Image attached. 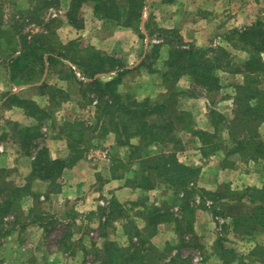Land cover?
<instances>
[{"label":"trees","instance_id":"trees-1","mask_svg":"<svg viewBox=\"0 0 264 264\" xmlns=\"http://www.w3.org/2000/svg\"><path fill=\"white\" fill-rule=\"evenodd\" d=\"M4 1L0 0V41L7 39L10 49L0 52L4 59L8 82L13 87L38 85L42 96L49 98V105L42 108L32 99L24 98L12 91L0 93V110L18 107L24 110L27 117L35 121L33 126H23L11 122L13 143L26 157L34 155L32 172L28 184L20 187L7 182L3 178L7 169L0 168V235L5 237L10 232H3L7 219L19 218L21 200L31 194V183L43 180L61 189L59 181L65 170L82 161L91 147L90 135L94 131L82 120L67 121L59 128L63 139L68 142L70 154L66 159H53L48 147H39L37 141L42 137L44 125L56 129L55 113L71 100V88L79 89L80 95L95 104L97 125H102L104 136L115 135L117 146L128 150V159L118 157L112 159V177L119 179L125 173H134L132 185L151 191L159 186L173 190L175 199L171 204L162 207L144 206L141 214L146 225L139 229L135 220L128 215V209L118 200L112 199L107 207H100L93 215L102 220L100 229L113 225L114 221L126 218L125 234L129 245L124 247L110 239L108 232H100L102 247L96 249L98 264H164L163 253L153 244L162 224L173 223L179 236L180 248L194 246L199 248L198 237L194 231L197 209L210 210L214 216L232 218L233 232L241 237H249L264 233V187L261 189L247 187L233 191L225 186L223 191L209 192L198 187L202 169L188 166L179 161L178 155L185 148L179 132L185 131L198 138L202 144V155L209 158L220 151H227L231 157H238L244 163L259 164L264 172V141L259 128L264 123V89L261 88L264 78V19L258 20L242 29H233L226 35V41L235 50L247 54V58L238 68L233 61L232 52L224 47L199 48L187 45L178 31L161 30L147 24V31L152 37L155 33L164 39L169 46V56L164 69L156 71L161 75L167 94L157 100L139 101L129 91L122 92L124 78L132 72L127 61L88 45L82 46L80 40L62 42L51 27L54 21L47 22L45 14L49 9L59 7V0H33L29 11V19L19 26L8 27L12 35L4 34L1 22L4 17ZM92 5L95 16L115 27L130 28L137 31L141 38L145 34L141 30L146 0H71L67 19L71 26L82 29L85 25L83 9ZM44 15V16H43ZM33 26V28L26 30ZM10 31V30H9ZM8 37V38H7ZM160 45H154L143 60L141 67L151 73L153 58L160 56ZM220 72L243 75L244 82L237 86L234 99L233 118H228L218 110L210 109V123L214 132L199 130L195 127L192 114L179 108L182 95L190 97H210L222 89ZM46 73L57 75L59 80L69 84L64 90L48 83L44 79ZM103 78H107L104 80ZM183 78L191 81L190 89L178 90L177 85ZM227 134L228 140L224 138ZM8 137L5 132L1 139ZM138 140V144L133 141ZM159 147V151L152 150ZM137 166L131 170L132 166ZM100 176V175H99ZM182 194V196H180ZM200 196L202 203L198 208L193 201ZM181 197V198H180ZM179 204V212L174 207ZM213 206L208 207L207 202ZM221 209V203H226ZM232 203V206L229 205ZM136 204V203H133ZM37 220L43 222V213L38 208L32 209ZM17 222V220H16ZM15 222V223H16ZM114 226V225H113ZM226 225L223 226L225 232ZM2 233V234H1ZM187 236H191L189 239ZM68 232L65 233L62 245L68 246ZM219 241L221 257L224 264L240 260L235 249H228ZM195 244V245H194ZM96 247V245H93ZM71 248V247H67ZM253 254L264 257V246L257 247ZM170 264H191L180 255Z\"/></svg>","mask_w":264,"mask_h":264},{"label":"crops","instance_id":"crops-1","mask_svg":"<svg viewBox=\"0 0 264 264\" xmlns=\"http://www.w3.org/2000/svg\"><path fill=\"white\" fill-rule=\"evenodd\" d=\"M118 1L122 2L125 0ZM32 2L33 0H31V6H33ZM70 2L71 0H59V7L52 8L57 11V17H51V9H49L46 16L47 19L45 20L47 22L55 20L61 22V29L59 28L58 31L64 30L70 34L69 38L65 36L61 38L62 40L64 38L69 39V41H82L81 39H85L89 45L108 55L116 56L120 54L127 57L128 68L132 72L137 71L142 75L136 93L139 101L145 99L157 100L167 94L161 75H158L156 71L164 69V63L169 56V46L163 43L164 39L158 33H155L152 37L149 36L147 24L149 25L151 20L152 25L157 29L178 31L187 45H195L204 49L215 46L228 49L229 44L226 41V35L231 30L242 29L258 20L264 19V0H146L141 25V30L146 36L144 39L133 29L120 26L115 27L98 19L93 12L92 5L84 7L83 13L85 12V15L83 16L85 25L82 29H76L69 24L67 19ZM103 30H109V35L99 37V33ZM159 40L161 42L158 43L157 41ZM154 45L161 46L160 57L163 69L156 68L155 65L153 67L155 73H151L145 67L140 68V65L146 55L151 52ZM154 74H157V76ZM44 79L49 83L47 73ZM8 84L13 94H20L24 98L32 99L42 108L48 107L49 98L40 95L37 89L40 84L13 88L9 82ZM54 85L67 91L69 89V84L65 81L59 80ZM190 87L191 82L187 86L181 84V91H186ZM27 90H32L36 93L30 98L25 97L23 92ZM235 96L231 94V97H228V101L232 102L230 103L231 106L234 104ZM182 97L183 104H185L183 109L194 115L195 127L199 130L214 132L210 123L211 108L225 114L228 118L231 116V114H227L222 109V105H225L223 102L218 101L215 105L209 101L208 96L194 98L182 95L181 99ZM67 103L74 104V101L70 100ZM187 104L189 106L186 107ZM1 110L4 111L3 115L11 117L10 123L15 122L23 126H33L36 124L33 119L27 117L21 108L11 107ZM59 114H62L61 109L55 113V115ZM62 117L63 120L61 119ZM62 117L59 118L62 122L56 119V129L51 128L48 124L44 125L42 137L37 141L39 147L49 148L53 159H66L70 154L68 142L62 138L59 128L71 119H67L65 115ZM1 122L4 123L6 120ZM1 125L3 124L0 123V148L3 151L0 150V152L5 155L3 156V167L8 169L17 168L23 174L25 180H21L19 184L22 187L28 184L27 179L31 175L32 162L37 149H34L32 157L23 156L17 145L13 142L10 145L1 139L2 135L8 132ZM259 133L261 139L264 141V123L259 129ZM187 134L193 138L192 145H187L179 153L178 158L185 165L200 167L202 169L198 180L199 188L209 192H218L223 191L225 186H229L233 191L243 190L247 187L258 189L264 187V172L259 164L254 162L244 163L238 157L229 156L225 150L209 158H205L202 155L200 140L193 137L190 133ZM224 138L228 140L226 133H224ZM62 143L64 146H62ZM107 143L113 147L111 150L112 157H118L125 161L128 159V150L125 147L117 146L115 135L111 134ZM133 143L138 144V140H134ZM59 147H61V151ZM90 162H93V160L86 155L76 166L65 170L62 176L65 180H62V187L57 192L52 191L51 185L47 181L34 180L31 183V194L21 200L19 218L15 219L14 216H11L7 219L6 226L7 228L11 227L10 230H7V232H10L9 234L5 237H0V262L3 264H82L86 261L90 250L86 239L73 234L74 243L80 246L76 249L68 250L67 246L62 245L69 209L82 213L89 211L90 214H93L102 207V202L109 204L112 199H116L126 206L128 212H130L129 206H137L133 208L135 213L133 214V219L139 229L145 227L146 222L141 215L145 210L143 206L137 204V201L146 197L149 193L133 186V180H127L131 177L133 178L134 173L132 171L125 173V176L122 177L123 180H105V186L100 187L97 186L99 182L97 177L102 173L103 165H95ZM22 163L25 164L24 167ZM135 169L137 168L133 167V170ZM172 199H175V195ZM201 203V197L197 196L192 204L195 208H198ZM179 204L180 201H178L174 208L175 212H179ZM225 204H228V202L221 203L218 207L222 209ZM229 205L232 206V203H229ZM207 206H213V202L208 201ZM35 207L44 216L47 215L57 219V226L51 229L46 222L37 220L32 214V209ZM219 218H222L226 225L223 237L218 235L220 232ZM232 223L233 221L230 216H214L208 209H197L194 231L198 237L200 247L196 248L195 252L197 253L195 256H201L202 261L198 263L194 261L195 264H224L219 247L220 239L224 240L223 244L226 247L228 244H231L238 255L245 258L243 260L245 264H264L263 256H255L253 254L257 247L264 246V233L241 237L233 232ZM125 224L126 222L123 224L122 229L123 241H126L127 237L124 228ZM59 228H63L62 232L59 231ZM190 237L187 236L188 239ZM156 241L161 243L159 246H164L168 243L179 246L180 240L175 224L166 223L160 225L157 235L153 238L155 246ZM237 262H240V260L237 259Z\"/></svg>","mask_w":264,"mask_h":264},{"label":"rangeland","instance_id":"rangeland-1","mask_svg":"<svg viewBox=\"0 0 264 264\" xmlns=\"http://www.w3.org/2000/svg\"><path fill=\"white\" fill-rule=\"evenodd\" d=\"M34 3V2H32ZM31 0H5L4 1V17L3 20L1 22L2 26V30L4 32V34H6L7 36H11V30L13 29H9L8 27H13L15 26H19V25H23L26 23V20L29 19L30 15H29V11L30 8L32 7L31 5ZM85 10V9H84ZM83 15H85V12L83 13ZM44 16V15H43ZM47 14H45V19H47ZM61 22L55 20L54 23L51 25V27L55 30L60 28L61 26ZM33 28V31L36 32L37 30L33 27L30 26L29 28H27L26 30H29ZM58 29L56 30L58 32V37L59 39L64 42V43H68L69 39H61L62 37L66 38L70 36V34L64 30H60L58 31ZM61 29V28H60ZM107 35H109V30H103L101 31V33H99V37H106ZM8 38V37H7ZM81 44L82 46H88L89 43H87V41L85 39H81ZM228 43V42H227ZM229 44V43H228ZM218 46L215 47H211V48H217ZM10 49L9 44H7V39L0 41V52H6ZM207 49V48H205ZM228 50L230 52H232V56H233V61L235 66H233L234 68H238L242 65V62L247 58V54L244 52H241L239 50H235L233 49V47L229 44ZM116 56L123 58L125 61H127V57L122 56L120 54H117ZM135 57V56H132ZM154 63L156 65V68H162L163 66H161V57H156L153 58L152 61H149L148 64ZM154 65V66H155ZM149 71V70H148ZM157 76V74H154ZM158 75H160L158 73ZM219 76L221 78V84H222V89L220 92H218V94H213L211 95L209 98V101L213 104L216 105V103L219 102H223L222 105V109L227 113V114H231L230 119L233 118V110H234V104L231 106L230 103L228 101V97L236 95L237 91V86L242 84L244 82V78L243 75L240 74H230V73H226V72H220ZM8 74L6 72V68H5V63H4V59L0 56V93H6L7 91H10L11 88L9 87L8 84ZM142 78V75L140 72L134 71V72H130L125 78H124V86H122L121 90L122 92L125 91H129L130 93H132L133 95L136 96V93L138 91V87L140 85V80ZM59 78L57 77V75H50L49 77V83L50 84H56V82H59L58 80ZM104 80H107V78H103ZM184 79V80H183ZM180 82H182L181 84L184 85H188L191 81L188 78H183ZM188 79V80H187ZM177 85L178 90H181V84ZM28 87V86H27ZM261 88L264 89V78L262 79V84H261ZM24 96L25 97H31L33 96L36 92L32 91V90H27L24 91ZM71 100L74 101L73 103H65L62 108V114L59 115H55L56 119L58 120L59 118H61L62 116H66L67 119H71L70 121H74L76 119L78 120H82L83 122L86 123V125L88 127L91 128L92 131H94L92 134H89L90 139L92 141L93 147L90 148H103V149H109L110 153L112 152V148L109 143H107V140L109 139V136H104L105 133L102 129V125H97V120H96V109H95V104H91L88 100L84 99L80 93H79V89L76 87H74L73 89L71 88ZM180 104H179V108L182 111H185L183 108L185 107V104H183V97L179 100ZM189 106L188 104L186 105V107ZM195 108V107H194ZM4 111L1 110L0 111V123H2L4 126V130L8 131V137L5 138V141L7 143H9L10 145H12L13 139H12V123L9 122V120H11V117H8V115H3ZM193 118V122L195 123V118L194 115H192ZM63 120V117L61 118ZM61 119H59L61 121ZM6 120V122H1ZM9 122V123H8ZM62 122V121H61ZM260 129V128H259ZM180 137L183 139L185 146L187 145H192V140L193 138L187 134L185 131H180L179 132ZM61 145V143H59ZM62 146L63 143H62ZM59 150L61 151V147H59ZM152 150H154L155 152L159 151V147H154ZM89 152V151H88ZM61 153V152H60ZM88 155V154H87ZM3 156H5L3 153L0 152V168H4L7 169V172L4 174L3 178H5V180H7V182L12 183L16 186H19V184L21 183V180H25L23 178V174L20 173V171H18L17 168H5L3 167ZM112 156L111 159L109 160V162H90L92 164L95 165H103L102 166V173L100 174V176L97 177V180H99L98 185L100 187H104L105 186V180H123L122 178L119 179H113L112 177ZM23 167L25 166L24 163H22ZM92 165V166H95ZM138 166V165H137ZM136 165L132 166V167H137ZM133 168H131L132 170ZM62 180L65 179H61L59 181V184L62 185ZM127 180H133L132 177L130 179ZM52 190H55L56 187H52ZM148 195L146 197H143L141 199H139L137 202V204L141 205V206H153V205H163L164 203L167 204H171L170 200H172V198H174V192L171 191L169 188H166L164 186H159L154 190L148 191ZM109 204L106 203V205L102 206V207H107ZM137 206H129V210L130 212H128V215L130 217L133 218V208H136ZM175 208V207H174ZM95 214V213H93ZM90 214L89 211L86 212H79V211H75V210H68L67 213V217H66V221H67V225L65 227V233L68 232V238L69 240L67 241V245L69 247H71L68 250H72V249H76L77 247H79L80 245H78L77 243H74L73 241V234H77L78 236H81V238L86 239V243L88 244V246H90V250L88 252V259H86V261H84L82 264H86L88 260H91L92 264H98L96 262V249L95 248H99L102 247L103 245V239L101 238V236L98 239H95L91 236V233L96 231L100 234V232H108L110 234V239L116 241L118 244L126 247L129 245V238L126 237V241H123V234H122V229H123V224L127 221L126 218H121L118 219L116 221H114V226L110 225L105 227L104 230L100 229V223H101V218L98 215H93ZM43 222H46L49 226V228H53L57 226V219L53 218V217H49L47 215H43ZM11 227V226H10ZM10 227L7 228V226H5V229L3 232H6L7 230H10ZM54 229V228H53ZM120 229V230H119ZM58 230V229H57ZM63 228H59V231L62 232ZM218 232V231H217ZM216 232V233H217ZM2 234V233H1ZM220 237H223L225 235V232H219L218 234ZM222 235V236H221ZM0 237H2L0 235ZM77 238V237H76ZM1 240V238H0ZM153 241V240H152ZM157 243L156 246H158L157 248L159 249L160 252L163 253V257L161 258V261L164 264H170L172 260L176 259L179 255L182 258H185L187 260H189L191 262V264H195L194 263V258L196 257L195 254L197 252H195L196 248L192 245L190 247H184V248H180L177 247L178 245H172L171 243H168L167 245L164 246H159V244L161 245V243L159 241H156ZM154 244V243H153ZM178 244V243H177ZM93 245H96V247H94ZM195 245V244H194ZM67 246V247H68ZM177 247V248H176ZM228 249H232L233 246L231 244L227 245ZM176 249V250H175ZM0 264H3L2 262H0ZM231 264H240L239 262L235 261L234 263ZM245 264V263H244Z\"/></svg>","mask_w":264,"mask_h":264},{"label":"built area","instance_id":"built-area-1","mask_svg":"<svg viewBox=\"0 0 264 264\" xmlns=\"http://www.w3.org/2000/svg\"><path fill=\"white\" fill-rule=\"evenodd\" d=\"M58 13L55 9H51L50 16L51 17H57ZM158 43L161 42L160 40L157 41ZM1 151H3L2 148H0ZM88 157L93 160L94 162L102 163V162H109L111 159V153L109 149H103V148H93L88 152ZM102 206L106 205V203L102 202ZM220 226L219 231L221 232L223 230V226L225 225V221L222 218H219ZM91 236L95 239H98L100 237V234L96 231L91 233ZM194 261L196 263L202 261L201 256H196ZM86 264H92L91 260H88Z\"/></svg>","mask_w":264,"mask_h":264}]
</instances>
